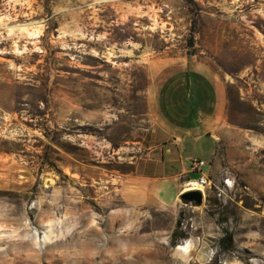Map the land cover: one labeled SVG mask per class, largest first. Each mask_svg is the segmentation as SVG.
<instances>
[{"label":"rangeland","instance_id":"1","mask_svg":"<svg viewBox=\"0 0 264 264\" xmlns=\"http://www.w3.org/2000/svg\"><path fill=\"white\" fill-rule=\"evenodd\" d=\"M186 59L226 106L171 162L145 138ZM0 264H264V0H0Z\"/></svg>","mask_w":264,"mask_h":264},{"label":"crops","instance_id":"2","mask_svg":"<svg viewBox=\"0 0 264 264\" xmlns=\"http://www.w3.org/2000/svg\"><path fill=\"white\" fill-rule=\"evenodd\" d=\"M155 81V95L159 97L155 103L157 109L161 105L157 116H162V119H159V128L147 134L146 148L162 149L164 154L169 153L168 159L171 162H178L171 144L175 147L181 146L189 137L202 141V147L212 154L215 139L210 136L209 129L212 121L224 116V84L207 66L193 59L169 62L158 70ZM182 167L183 172L189 174L188 167ZM188 180L191 179L188 177ZM189 189L190 184L186 183L177 190L176 196Z\"/></svg>","mask_w":264,"mask_h":264},{"label":"built area","instance_id":"3","mask_svg":"<svg viewBox=\"0 0 264 264\" xmlns=\"http://www.w3.org/2000/svg\"><path fill=\"white\" fill-rule=\"evenodd\" d=\"M206 164L205 160L200 158V159H193L192 162V169L194 170H202L201 168ZM226 183H229L230 181V177H227L225 179ZM187 183H195L190 187H193L195 189H200L203 191L205 198L207 196V189H211L213 186L218 187V185L216 184V182L213 181V179L206 175V174H201L199 179L196 180H189ZM229 185V184H228Z\"/></svg>","mask_w":264,"mask_h":264},{"label":"water","instance_id":"4","mask_svg":"<svg viewBox=\"0 0 264 264\" xmlns=\"http://www.w3.org/2000/svg\"><path fill=\"white\" fill-rule=\"evenodd\" d=\"M179 200L185 203H193L196 206H202L204 204L205 195L200 189H189L180 193Z\"/></svg>","mask_w":264,"mask_h":264},{"label":"bare ground","instance_id":"5","mask_svg":"<svg viewBox=\"0 0 264 264\" xmlns=\"http://www.w3.org/2000/svg\"><path fill=\"white\" fill-rule=\"evenodd\" d=\"M190 184V186H192L193 184H195V183H189ZM191 189H195V188H193V187H191ZM179 247V246H178ZM183 247V246H182ZM185 248H188V246L187 247H185Z\"/></svg>","mask_w":264,"mask_h":264}]
</instances>
